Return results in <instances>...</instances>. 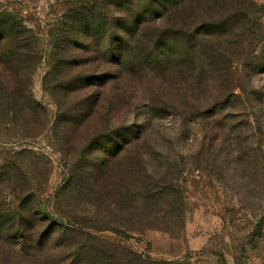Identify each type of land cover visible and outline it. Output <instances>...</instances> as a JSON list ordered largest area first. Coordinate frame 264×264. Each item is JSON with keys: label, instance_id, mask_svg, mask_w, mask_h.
Returning a JSON list of instances; mask_svg holds the SVG:
<instances>
[{"label": "rangeland", "instance_id": "374dc122", "mask_svg": "<svg viewBox=\"0 0 264 264\" xmlns=\"http://www.w3.org/2000/svg\"><path fill=\"white\" fill-rule=\"evenodd\" d=\"M249 1L253 35L229 68L220 65L222 109L185 124L159 103L175 100L168 82L125 75L98 87L100 53L67 29L71 15L103 14L108 44L111 2L0 0V23L22 29L12 37L27 65L24 89L8 99L17 111L0 119V223H67L154 263L264 264V0ZM206 92L204 83L190 99L205 108ZM139 134L142 172L171 186L174 214L111 220L89 197H58L71 167L90 171L109 161L104 150Z\"/></svg>", "mask_w": 264, "mask_h": 264}, {"label": "trees", "instance_id": "16d2710c", "mask_svg": "<svg viewBox=\"0 0 264 264\" xmlns=\"http://www.w3.org/2000/svg\"><path fill=\"white\" fill-rule=\"evenodd\" d=\"M107 1L114 13L108 44L103 14L90 22L71 15L67 29L69 34H83V43L93 44L94 51L100 53L99 60L107 68L96 78L102 91L125 75L150 77L161 84L170 83L174 102L159 103L185 124L191 123L193 114L222 109L217 101L225 90L220 65L229 68L253 35L256 13L249 0ZM0 26L1 119L7 111H17L16 103L8 99L15 96L10 93L24 89L22 72L27 65L21 63L25 57L20 54L22 41L12 37L21 35L22 29L17 26L13 33L9 23ZM204 83L212 101L201 108L190 97L203 90ZM141 137H127L114 149L104 150L103 157L109 161L99 159L89 165L90 171L71 167L58 197H89L96 202V214L102 212L111 220L143 221L156 215L163 220L174 214L176 195L171 186L165 183L160 189L142 172V149L134 144ZM162 203L168 209L164 216L159 212ZM37 220L0 223V264H184L154 263L129 252L123 254L122 249L81 228Z\"/></svg>", "mask_w": 264, "mask_h": 264}]
</instances>
